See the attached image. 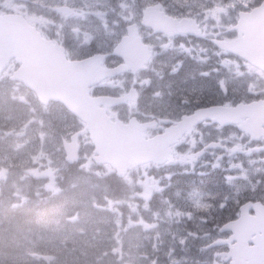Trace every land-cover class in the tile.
Here are the masks:
<instances>
[{
  "label": "rangeland",
  "instance_id": "1",
  "mask_svg": "<svg viewBox=\"0 0 264 264\" xmlns=\"http://www.w3.org/2000/svg\"><path fill=\"white\" fill-rule=\"evenodd\" d=\"M259 1L36 0L43 11L36 12L35 16L43 19L46 24L51 22L58 26L49 28L52 34L65 26L66 29H61L65 31L64 35L69 39V53L77 57L96 52H110L124 33V26L135 20L138 8L144 5L160 3L169 15L192 17L209 28L207 36L218 37L220 33L229 36L237 13L254 7ZM55 6H66L69 13L60 17L59 21L53 20L49 16L54 14ZM142 35L158 50L165 42L162 38L153 37L149 33L143 32ZM179 41L184 42L183 39ZM179 46L171 44L173 49ZM158 54L160 56H156L158 57L156 64L161 61V68L153 63V71L150 73L138 75L134 79L126 77L112 84L111 89L124 88L127 87L126 82H129L127 89L133 86L138 87L141 99L136 104H129L122 109L111 111L110 114L123 116L125 119L137 116L146 121L159 117L160 123L177 116L180 111L177 104H180L181 100H178L180 99L178 96H175L174 100L171 99L173 92L168 90L165 84L167 73L162 71L164 68L162 65L165 64L162 61L163 56L161 52ZM222 66L228 70V73L242 75V66L235 61L222 63ZM216 75L214 77L201 72L197 74L199 84L192 79L187 84L200 87L201 92H206V89L212 87L217 91L229 86V82L218 77V72ZM208 77L210 81L207 80ZM214 78L216 81H213ZM8 90L10 99L14 102L21 101L26 113H23L22 109L12 111L6 104L0 102V125L4 126L0 130V157L3 156L0 158V218L3 221L4 218H8L6 214L9 212L5 210V202L10 203L13 208H28L27 205H31L38 209L31 211L36 216L33 220L26 213L21 225L26 227L25 219L27 223L35 221L36 227L33 230L29 228L28 233L21 231L17 237H12L8 241L1 240L0 264L54 263L58 255H63L65 258L77 255L84 257L85 255L79 251L82 247L85 250H95L103 245L113 250L119 260L124 261L118 264H174L169 254H172L173 260H176L178 256L171 250H168L164 256L167 259L162 256L155 260L151 259V262L148 260L165 247L169 229L181 228L182 221L179 214L187 217V212H191V218L197 220L211 217L212 212L205 209L206 195L194 185L180 191L173 185L170 190L160 186L149 188L148 180L138 182L135 177H128L120 185L129 197L126 201H110L106 198L103 189V203L97 207L93 215L86 216L83 220L67 216H60L59 221L46 219L55 211L50 209L47 212H40L39 205L46 204L52 198L62 195L58 187L64 181L62 173L74 174L69 180L71 181L69 186L76 185L74 178L77 176L81 178L90 176L93 179L91 184L96 183L102 188V179L111 180L109 178L111 173L106 168L93 164L91 146L86 136L80 140V161L73 171H69L61 145V140L66 135L59 136L67 132L71 133L70 130L76 131L79 127L74 128L75 122L59 111V108L38 107L32 95L21 93L23 91L19 86L9 85ZM8 96L9 93L4 95L0 93V101L7 100ZM168 104L171 105L170 109L157 112V109ZM22 125H27L30 128L29 131L25 129L20 132ZM35 129L40 130L38 135L35 134ZM2 145L4 148L1 147ZM17 153L22 155L19 156ZM153 172L156 171L153 170ZM148 176L155 178L154 174ZM162 177L167 178V174L165 173ZM80 180L78 179V182ZM202 187L213 190V187L208 184ZM40 216L43 219H40ZM28 227H30L29 224ZM169 241L176 244L175 247L177 245L180 248L192 246V242H188L184 237L179 241L172 239ZM205 244L197 243L195 248L200 249ZM185 250L194 251L181 249L179 252H185ZM195 254L203 262H211L218 258L217 251L195 252ZM158 259L163 261L159 263ZM187 260H183L182 263L195 264L194 259L190 262H186ZM213 264L217 263L213 261Z\"/></svg>",
  "mask_w": 264,
  "mask_h": 264
},
{
  "label": "water",
  "instance_id": "2",
  "mask_svg": "<svg viewBox=\"0 0 264 264\" xmlns=\"http://www.w3.org/2000/svg\"><path fill=\"white\" fill-rule=\"evenodd\" d=\"M159 7L149 8L145 13L143 24L151 27L154 32H163L169 36L187 33L199 34L194 26L190 30H183L182 24L158 13ZM154 15L152 21L148 15ZM238 28L244 36H239L236 42L228 45L218 43L222 49L233 52L247 59L254 66L263 69L264 48V3L247 14H240ZM129 37L114 50V54L123 58L125 64L114 69L100 71L98 64L103 57H94L86 62L68 63L60 50L51 42L40 38L35 30L24 21L0 20V71L11 59L20 63V68L13 74L11 80L22 82L36 92L42 104L49 101H59L76 117L86 124L90 140L95 146L99 157L94 158L97 163H108L116 169L119 176H123L130 165H139L148 162L161 164L169 160L166 148L173 144L181 135L185 126L178 123L161 136L145 140L141 130L150 127V124L138 126L134 119L127 125L112 122L105 116V107L125 103L127 100H136L135 92H130L120 99L90 98L87 92L89 86L99 82L107 76H114L120 72L131 70L135 73L142 69L150 53L136 36L134 28H128ZM228 111L225 112L229 122ZM213 114V112H212ZM199 112L187 120L192 126L200 118L209 117V113ZM224 117V118H225ZM219 120V119H218ZM77 135L72 137V142ZM64 144L67 161L77 159L78 147L75 143Z\"/></svg>",
  "mask_w": 264,
  "mask_h": 264
},
{
  "label": "flooded vegetation",
  "instance_id": "3",
  "mask_svg": "<svg viewBox=\"0 0 264 264\" xmlns=\"http://www.w3.org/2000/svg\"><path fill=\"white\" fill-rule=\"evenodd\" d=\"M23 0L22 2H24ZM21 5L12 4L11 2L2 1L0 8L4 9L8 13H14L24 16V12L26 8ZM186 39V38H185ZM201 44L198 42H186L181 44V48L177 51L178 58L183 60L186 59V62H191L195 56H199L202 50ZM204 54L207 53L208 50H213L212 48L205 47ZM174 52H170V55H174ZM169 70H172L170 67ZM181 70V71H180ZM185 75L186 77L191 76V71L188 68V64L185 66H181L178 72ZM258 78V79H257ZM255 79L256 82H253ZM216 90V88H214ZM237 92V93H236ZM196 94H185V98H190L192 100L201 101L200 91L196 92ZM221 93H230L229 101L227 102H220L218 101L215 105H226V106H233L238 103L249 104L252 102H261L262 103V110L264 111V73L255 71L254 76L251 77L249 80L248 86L244 84L243 88L239 91L231 86V89H225L224 92ZM191 107L187 110H183V113H191L196 108H206V102L201 101L199 104L190 105ZM230 128H235L230 126L228 128L220 127L216 124H212L210 122H204L194 128L191 135H184L179 144L175 147L181 148L179 150V154H181L180 159V166L179 168H184L187 171L197 172L195 174L196 178L204 177L206 178L208 170L205 167L195 164L198 160H205L208 162V167H212V163L214 161L220 160L221 164L219 165L220 168H227L229 166V162L235 161L238 157L241 158L245 163L254 158L253 153L258 150H264V138L259 139L257 142L254 143L247 135L240 134L241 138L238 139V145H233L232 141L237 140V138L231 139L229 137H224L222 135V131L228 130ZM262 129L264 130V122ZM216 151H220L218 155H216ZM228 151H231L234 155L229 156L227 154ZM176 154V151H174ZM264 160V157H262ZM207 167V166H206ZM232 195L234 193L232 192ZM240 201L236 202L235 205L238 206ZM234 205V203H232ZM228 237V234H225ZM227 249V248H224Z\"/></svg>",
  "mask_w": 264,
  "mask_h": 264
},
{
  "label": "trees",
  "instance_id": "4",
  "mask_svg": "<svg viewBox=\"0 0 264 264\" xmlns=\"http://www.w3.org/2000/svg\"><path fill=\"white\" fill-rule=\"evenodd\" d=\"M81 193H82V195H83V194L86 195V194H87V191L84 190V189H81ZM113 193H116V192H113ZM71 195H73L72 198H77V199H79V200L82 199V197L76 195L75 193H72ZM62 260H63V258L60 260V262H61ZM64 264H65V263H64ZM68 264H74V262H72V259H71V262L68 261ZM75 264H80V262H78V261L76 260V263H75Z\"/></svg>",
  "mask_w": 264,
  "mask_h": 264
},
{
  "label": "bare ground",
  "instance_id": "5",
  "mask_svg": "<svg viewBox=\"0 0 264 264\" xmlns=\"http://www.w3.org/2000/svg\"><path fill=\"white\" fill-rule=\"evenodd\" d=\"M81 189L86 190V191H87V194H86V195H85V194L82 195V193H81ZM89 191H90V190L87 189V188H80V189H77L74 193H75L76 195L82 197V199H84V198L88 195ZM58 205H62V204H61V203H58Z\"/></svg>",
  "mask_w": 264,
  "mask_h": 264
}]
</instances>
